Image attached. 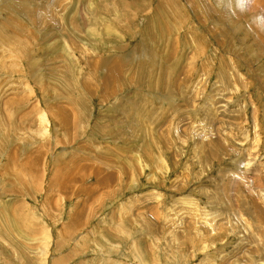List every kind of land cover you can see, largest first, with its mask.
Instances as JSON below:
<instances>
[{"label":"rangeland","instance_id":"1","mask_svg":"<svg viewBox=\"0 0 264 264\" xmlns=\"http://www.w3.org/2000/svg\"><path fill=\"white\" fill-rule=\"evenodd\" d=\"M0 264H264V0H0Z\"/></svg>","mask_w":264,"mask_h":264},{"label":"bare ground","instance_id":"2","mask_svg":"<svg viewBox=\"0 0 264 264\" xmlns=\"http://www.w3.org/2000/svg\"><path fill=\"white\" fill-rule=\"evenodd\" d=\"M122 71V70H121Z\"/></svg>","mask_w":264,"mask_h":264}]
</instances>
